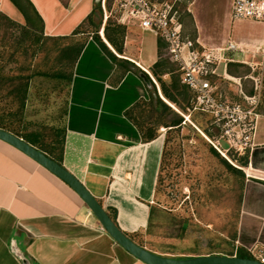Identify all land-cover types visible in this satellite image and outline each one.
I'll use <instances>...</instances> for the list:
<instances>
[{
	"label": "crops",
	"instance_id": "0c3cea01",
	"mask_svg": "<svg viewBox=\"0 0 264 264\" xmlns=\"http://www.w3.org/2000/svg\"><path fill=\"white\" fill-rule=\"evenodd\" d=\"M30 1L43 19L44 36L55 40L66 37L60 39L68 40L65 46L75 41L85 44L70 72L54 74L67 79L68 88L64 101L60 104L57 100L49 107L52 121L34 116L43 110L42 96L30 80L27 90L24 84L13 89L17 102L0 111L6 130L34 142L31 144L73 173L137 244L176 258L222 254L180 248L178 239L165 238L161 244L156 240L154 218L164 213L157 203V185L165 126L162 124L158 135L146 141L127 111L157 94L169 103L154 73L155 63L166 51L164 41L131 23L119 53L106 38L104 25L102 40L116 56L125 59L116 62L95 38L94 28L74 34L100 0H68V4L61 0ZM231 3L194 0L187 7L188 17L184 15V29L207 47L236 42L238 49L230 53L234 59L231 65L248 63L264 52V23L232 21ZM1 13L26 24L24 14L11 0H0ZM96 16L97 12L95 21ZM189 17L192 31L187 28ZM137 110L133 113L136 118ZM49 133L57 136L58 148L57 139H44ZM246 152L235 256L239 247L250 254V249H264V113H259L252 146ZM23 258L29 264H148L110 235L69 184L0 139V264H26Z\"/></svg>",
	"mask_w": 264,
	"mask_h": 264
},
{
	"label": "rangeland",
	"instance_id": "374dc122",
	"mask_svg": "<svg viewBox=\"0 0 264 264\" xmlns=\"http://www.w3.org/2000/svg\"><path fill=\"white\" fill-rule=\"evenodd\" d=\"M193 2L186 0L181 8L186 10ZM106 7L107 19L103 8V13L98 11L96 16V22L103 21L101 29L109 18V26L119 23L113 0H108ZM184 15L188 17L187 10ZM86 28L92 30L94 27L88 25ZM187 28L192 31L191 18L187 19ZM2 37L0 75L4 74V79L1 80L0 76V111L17 102L16 90L13 92V89L32 80L33 88L42 96L43 109L35 112L34 116L42 115L46 121H52L53 111L49 107L57 100L61 104L68 88L67 79L54 76L59 71L71 70L64 54L68 40L50 38L37 42L38 36H26L15 27L7 29ZM163 54V58H167L166 65L156 68L158 75L155 77L160 87V80L166 82L171 94L177 98L178 104L172 106L177 115L151 112L147 107L139 108L135 114L140 121L155 127L166 125L178 116H183L187 123L183 122L181 127L171 130L164 128L168 144L157 191V203L164 213L154 218L156 240L161 244L168 238L178 239L180 248L199 253H232L235 250L233 234L240 211L241 178L222 158L241 168L245 150H240L236 138L225 133L223 123L218 122L214 114L194 108V93L183 83L177 65L165 50ZM236 56L240 54L236 53ZM219 72L213 81L218 87L216 96L221 102L239 104L264 113V52L248 63H229L226 70L223 66ZM233 132L238 134L241 129L236 126ZM44 139H57V136L49 133ZM46 143L53 147L51 142ZM55 145L58 148V139Z\"/></svg>",
	"mask_w": 264,
	"mask_h": 264
},
{
	"label": "built area",
	"instance_id": "2783aa9c",
	"mask_svg": "<svg viewBox=\"0 0 264 264\" xmlns=\"http://www.w3.org/2000/svg\"><path fill=\"white\" fill-rule=\"evenodd\" d=\"M182 0H113L116 19L121 24L136 23L142 29L154 33L166 45V54L174 62L181 74L183 83L194 93V108L212 113L223 123L225 133L236 138L240 150L252 146L253 134L259 113L254 108L246 109L239 104L221 102L217 96V85L213 79L220 69L234 59L230 53L238 49L236 42L230 40L219 47H207L198 38L190 36L184 29ZM108 0H100L107 19ZM189 11V10H188ZM231 19L254 20L264 23V0H232ZM241 132L235 134V127ZM233 132V133H232ZM250 249V252L264 262V249Z\"/></svg>",
	"mask_w": 264,
	"mask_h": 264
},
{
	"label": "trees",
	"instance_id": "16d2710c",
	"mask_svg": "<svg viewBox=\"0 0 264 264\" xmlns=\"http://www.w3.org/2000/svg\"><path fill=\"white\" fill-rule=\"evenodd\" d=\"M20 10L21 12L24 14L25 18H26V24L23 25L19 22H17L16 20H14L13 18H11L10 16H8L5 13H1L0 15V41H2L3 37H2V33H4L5 31H7V29L10 28H18L20 29L24 35L28 36V34H31V36H38L36 38L37 42H40L41 40H45V39H50L49 37L44 36L43 34V29H44V22L43 19L41 18V16L39 15V13L37 12L35 6L33 5V3L30 0H11ZM63 3L68 4V0H61ZM98 11L102 14V7L101 4H97V6L95 7V9L93 10V12L77 27V29L75 30L74 34H78L81 32H86V26L91 25L94 27V36L95 38L100 42V44L103 46V48H105V50L111 55V57L113 58V60H115L116 62H120L122 60V58H119L118 56H116V54L106 45V43L102 40L101 35H100V30H101V26H102V19L99 20V22L95 21V14L96 12L98 13ZM110 18L107 21V24L105 25L104 28V33L106 38L110 41V43L114 46V48L119 52L122 53L123 51V43H124V37L126 34V26L124 24H120V23H115L114 27L109 26L110 25ZM39 23V24H38ZM66 37H62L59 38L60 39H65ZM69 38V37H67ZM85 42H78L75 41L73 42V44H67L66 46L64 45V54L65 56L68 58V65L74 67L76 64V61L84 47ZM166 59L167 58H163V56L161 55L160 59L155 63L154 65V73L155 75L157 74V70L156 68H162L166 65ZM57 76H65L64 71H59L57 74ZM1 80L4 79V74H1ZM160 80V78H159ZM161 82V88L163 91L164 96L166 97L167 101H169V103L173 104H178V100L177 98L171 94V92L168 89V86L166 85V82H164L163 80H160ZM176 84V82H175ZM27 86H28V82L25 84V90H27ZM186 87V86H185ZM187 88V87H186ZM188 89V88H187ZM170 104H168L166 101H164L158 94L154 97L152 96L149 100H140L138 101L134 106H132L128 111L127 114L128 116L138 125V127L141 129V132L143 133V137L146 141L152 140L154 139L157 135H158V128L159 127H155L152 126L149 122H142L140 121L138 118H136L133 113L135 110L142 108V107H147L148 109L151 110V112L154 111H159L162 114H176V112L174 111V109L172 108V106H170ZM171 104V105H172ZM146 110V109H144ZM177 115V114H176ZM183 122L187 123V121L184 119L183 116H178L177 118L172 119L171 121H169L166 125H164L165 127H168L169 130L173 129L174 127H181L183 125ZM0 127L7 129V127L2 123V121H0ZM34 144V142H31ZM167 144H168V136L165 135V146H164V151H163V158H162V165H161V171L159 174V181H158V185H157V191L159 188V183H160V177H161V172H162V168H163V163L165 160V154L167 152ZM213 151L215 153H217V155H219V153L217 152V150L215 148H213ZM244 159L240 162L241 168H238L236 166L231 165L226 159L222 158L223 161L225 162V164L228 165L229 169L239 175V177L241 178V198H240V208H241V203L243 200V189H244V181L246 178L245 172L243 170V168L245 166L248 165V152L245 153L244 155ZM243 167V168H242ZM236 235H237V226L235 229V232L233 234V241H235L236 239ZM227 255H234L235 253H226ZM237 256L240 257H251L254 258V256L252 254H250L247 250H245L244 248H237Z\"/></svg>",
	"mask_w": 264,
	"mask_h": 264
},
{
	"label": "water",
	"instance_id": "95a60500",
	"mask_svg": "<svg viewBox=\"0 0 264 264\" xmlns=\"http://www.w3.org/2000/svg\"><path fill=\"white\" fill-rule=\"evenodd\" d=\"M0 139L15 146L69 184L83 198L110 235L127 251L148 264H264L257 258L237 255L205 254L176 258L157 254L131 239L113 220L100 201L61 163L23 138L1 127ZM23 260L29 264L27 259L23 258Z\"/></svg>",
	"mask_w": 264,
	"mask_h": 264
},
{
	"label": "bare ground",
	"instance_id": "6f19581e",
	"mask_svg": "<svg viewBox=\"0 0 264 264\" xmlns=\"http://www.w3.org/2000/svg\"><path fill=\"white\" fill-rule=\"evenodd\" d=\"M174 107V106H173Z\"/></svg>",
	"mask_w": 264,
	"mask_h": 264
}]
</instances>
